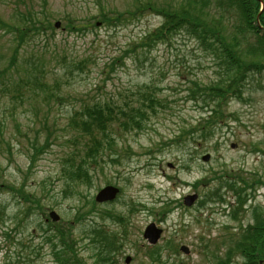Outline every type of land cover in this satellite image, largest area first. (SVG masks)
Returning a JSON list of instances; mask_svg holds the SVG:
<instances>
[{"label": "rangeland", "instance_id": "rangeland-1", "mask_svg": "<svg viewBox=\"0 0 264 264\" xmlns=\"http://www.w3.org/2000/svg\"><path fill=\"white\" fill-rule=\"evenodd\" d=\"M134 1L48 0L51 22L60 21L61 26L33 40L20 56L41 55L49 73L48 83L59 79V90L52 92L49 86L51 91L32 92L13 88L11 82L4 88L5 82H0V207H5L6 213L4 228L0 229V264H54L51 249L38 229L59 228L45 221L52 210L64 221L60 226L67 228L84 204L75 190L68 193L61 173L68 155L81 146L68 126L73 111L97 101H133L138 91L148 90L164 100V107L142 129L110 134L114 155L108 157L105 149L91 184L77 190L93 201L105 185L120 189L114 202L99 206L91 202L101 214L88 216L72 228L77 255L85 264H97L84 233L94 222L116 231L102 213L107 211L130 214L128 236L117 244V264H125L126 256L131 257L129 264H214L216 258L228 254L233 264H249L240 251L233 253V244L254 224L255 215L264 218V186L246 192L245 185L232 183V190L236 186L240 195L220 188V200L213 193L222 185L220 180L224 181L220 175H241L264 182V74L247 78L240 100L227 99L225 114L230 118L214 135L197 143L189 137L179 139L177 134L182 129L189 131L190 125L205 115L201 98L195 102L189 96L191 82L210 87L220 77V68L211 55L185 31L155 32L154 44L137 47L163 24L152 14L118 26H98L82 32L64 29L69 19L84 23L96 15L100 4L126 11L134 7ZM178 1L153 0L159 4ZM11 2L0 0L1 18H10ZM11 47L10 36L0 33V69L6 65ZM41 48L45 51H38ZM131 48L135 51L128 52ZM120 56L121 61L114 64ZM82 59L87 66L75 67L74 63ZM45 139L50 141L48 147L31 163L32 148ZM206 154L210 158L203 162L201 157ZM20 185L26 194L39 200L41 208L25 202L17 205L18 200L6 190ZM192 193L198 199L193 206L185 207L183 197ZM29 207L31 213L27 212ZM18 208L27 212V217L21 214L12 219ZM149 223L162 229L157 243L161 263L145 256L153 250L142 238ZM181 245L189 248V254L179 251Z\"/></svg>", "mask_w": 264, "mask_h": 264}, {"label": "trees", "instance_id": "trees-1", "mask_svg": "<svg viewBox=\"0 0 264 264\" xmlns=\"http://www.w3.org/2000/svg\"><path fill=\"white\" fill-rule=\"evenodd\" d=\"M26 1L30 4L26 5L25 0H12L9 8L10 18L0 17V33L9 35L12 43L8 61L0 69V82H5L2 84L4 88L8 87L7 82H11L10 85L13 88L20 89L21 87V89L33 90L32 92L36 89L51 91V88L53 92V89L59 90L60 81L54 79L52 84L48 83L49 73L42 62L43 57L33 54L22 59L20 56L25 46L30 45L33 40L38 41L41 35L54 33L52 17H49V3L48 0ZM34 1L39 4L35 5ZM134 2V7L126 11L110 9L100 4L96 15L89 17L84 23L69 19L64 24V29L71 32H82L96 29L98 26H118L128 22L131 18H140L148 14L159 16L163 23L161 27L157 31L149 32L137 47H149L154 44L155 32L164 34L169 31L177 33L185 31L188 37L194 39L205 53L215 59L221 74L218 81L212 83L211 88L207 84L191 82L188 88L189 96L195 102L201 98V106L204 108L202 111L205 115H201L196 124L190 125L189 131L181 132L184 131L182 129L177 136L179 139L192 138L196 143L199 139L210 138L212 133L214 135L215 130L220 129L230 118L225 114L227 99L233 97L240 100L247 78L264 74V9L262 12L259 10L261 3L264 6V0H179L175 4H159L153 0H135ZM38 51H45V48L38 49ZM134 51V48L128 50V52ZM121 59V56L115 59L114 64L120 62ZM19 66L21 69H18ZM74 66L80 69L85 68L87 61L79 60L74 63ZM67 69L70 73V68L67 67ZM150 91L153 90L138 91L135 100L128 102L97 101L84 104L74 110L70 116L68 126L76 133L75 138L81 146L75 153L68 155L65 166L61 168V173L68 193L75 190V193L81 197L79 199L85 200V205L80 204L72 221L73 224L68 223L67 228L51 225L59 228L47 230L40 227L38 229L44 239L43 242L51 249L54 264H85L77 255L75 246L78 243L73 238L71 230L74 225L85 222L86 217L101 213L95 208L96 206H91L92 201L89 202L77 190L79 187L91 184V178L97 173L99 168L97 166L102 161L101 153L104 154L105 149H108V157L114 155L111 152L114 149L112 147L114 141L112 137L110 139V134L116 130L122 132L140 130L151 116L156 115L157 111L164 107V100L159 99ZM49 142L45 139L44 143H35L32 148L33 154L30 157L31 163L46 150ZM219 177L216 179L220 180L221 184L230 186V189L235 184L245 185L249 191L264 186V182L259 178L251 180L241 175L229 178L222 175ZM22 189L23 185H20V188L13 187L6 191L18 200L17 205L25 202L41 208L39 200L35 199L34 195L26 194ZM232 191L236 196L240 195L236 186ZM217 193L218 191H215L213 196ZM88 204L90 212L87 210ZM92 205L95 204L92 202ZM94 208L96 212H93ZM27 212L31 213V207ZM27 212L18 208L12 219L22 216L21 214L27 217ZM113 214L108 213L112 218L111 221L119 229L128 228L129 223L126 216ZM4 215H6L5 207H0V229L4 228ZM261 216L263 215H256L254 224L248 228L244 236L237 237L233 244L235 246L233 253L240 251L249 264H256L259 258L264 259V218ZM87 230L88 233L84 234L92 247L96 263L117 264L115 256L119 251V245H117L119 240L115 232L105 230V227L95 222L89 225ZM150 249L153 250L145 254L148 260L161 263L162 255L159 247ZM214 264L233 263L228 254L225 258H216Z\"/></svg>", "mask_w": 264, "mask_h": 264}, {"label": "water", "instance_id": "water-1", "mask_svg": "<svg viewBox=\"0 0 264 264\" xmlns=\"http://www.w3.org/2000/svg\"><path fill=\"white\" fill-rule=\"evenodd\" d=\"M55 27H59V22L55 24ZM202 161L207 162L209 160V155L206 154L201 157ZM118 193V189L112 186H107L103 189H101L97 195L95 196V200L97 202H106L113 200ZM196 200V195H189L184 198V204L186 206H191L193 202ZM50 218L54 221L58 220V216L54 213L51 212L49 214ZM161 229H158L153 223L149 224L146 226V228L143 231V238L149 243V244H155L160 238L161 235ZM180 251L183 253H188V249L185 246H182L180 248ZM130 261V258H126V263Z\"/></svg>", "mask_w": 264, "mask_h": 264}]
</instances>
